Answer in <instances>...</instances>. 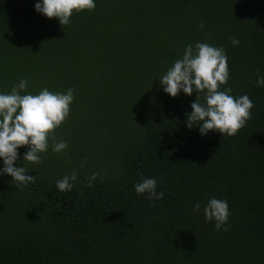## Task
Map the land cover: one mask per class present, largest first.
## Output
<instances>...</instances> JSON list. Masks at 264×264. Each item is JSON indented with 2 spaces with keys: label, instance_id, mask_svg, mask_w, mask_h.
<instances>
[{
  "label": "trees",
  "instance_id": "trees-1",
  "mask_svg": "<svg viewBox=\"0 0 264 264\" xmlns=\"http://www.w3.org/2000/svg\"><path fill=\"white\" fill-rule=\"evenodd\" d=\"M38 2L0 0V93L25 78L22 95L74 89L54 132L68 147L49 140L39 164L17 150L35 183L0 174V264H264V0H95L67 26ZM197 42L224 48L221 90L254 104L234 136L187 127L205 93L170 97L160 85ZM73 171L72 190L59 191ZM146 178L162 199L135 192ZM211 198L228 202L226 231L205 221Z\"/></svg>",
  "mask_w": 264,
  "mask_h": 264
},
{
  "label": "clouds",
  "instance_id": "clouds-1",
  "mask_svg": "<svg viewBox=\"0 0 264 264\" xmlns=\"http://www.w3.org/2000/svg\"><path fill=\"white\" fill-rule=\"evenodd\" d=\"M95 6V0H40L34 7L38 13L49 19L56 18L61 26H67L74 11L93 10ZM204 26L203 23L199 25L200 28ZM230 42L233 45L240 43L235 37L230 38ZM228 80L224 48L197 42L194 48L192 45L186 46L182 58L174 62L159 82L170 97H176L181 90L185 95L205 93V103L202 104L199 97L191 103L192 111L186 114L187 127L198 126L201 135L216 131L221 135L234 136L251 119L254 104L248 95L237 98L230 95V88L221 90ZM27 84V78L21 79L10 92L0 93V159L4 165L0 174L11 176L18 186H27L36 180L35 176L28 174L26 167L16 164L20 147L27 146L23 161L33 164L42 162L40 153L48 150L49 140L52 141L53 151L59 153L67 149L68 142H57L54 132L69 117L74 100L72 88L66 93L50 92L44 88L37 95H22ZM257 86H264V76L258 77ZM98 175L93 173L87 178L88 187L92 186V181ZM77 179V173L73 171L71 175L57 180L56 187L61 192L71 191ZM156 186V178H146L134 188L138 195L146 193L149 199H162L163 194L156 192ZM200 207L198 202L194 204L193 212L199 211ZM203 212L205 221L215 222L216 230H227L224 227L230 215L227 200L211 198Z\"/></svg>",
  "mask_w": 264,
  "mask_h": 264
}]
</instances>
